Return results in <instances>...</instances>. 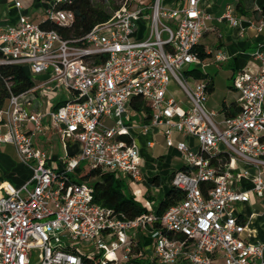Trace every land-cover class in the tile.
<instances>
[{
    "label": "built area",
    "instance_id": "1",
    "mask_svg": "<svg viewBox=\"0 0 264 264\" xmlns=\"http://www.w3.org/2000/svg\"><path fill=\"white\" fill-rule=\"evenodd\" d=\"M13 1L21 9V1ZM70 1L51 0L46 18L71 24V11L55 9ZM176 1L124 0L106 21L74 40L41 28L27 14L0 24V64L46 75L24 93H11L0 108V143L12 144L31 170L19 186L0 183V264H135L139 231L147 233L157 264H264V243L243 237L245 223L235 206L250 202L251 193L264 197V17L251 23L262 35L252 54L256 68L235 74L238 111L228 116L206 108L209 83L194 75L205 66L198 46L210 29L211 15L200 5L208 0ZM220 19L243 31L231 9ZM140 23L143 35L134 37ZM78 40L84 44H74ZM226 59L225 52L214 53L216 62ZM172 80L184 100L171 95ZM38 90L69 95L40 112L34 109ZM134 96L150 107L143 131L161 129L165 146L184 160L171 175L172 187L184 197L161 215L148 210L127 219L96 203L91 184L73 181L69 172L86 160L91 168L141 178L132 124L124 121ZM45 127L80 144V153L59 169L35 144Z\"/></svg>",
    "mask_w": 264,
    "mask_h": 264
},
{
    "label": "crops",
    "instance_id": "2",
    "mask_svg": "<svg viewBox=\"0 0 264 264\" xmlns=\"http://www.w3.org/2000/svg\"><path fill=\"white\" fill-rule=\"evenodd\" d=\"M22 7L18 9L14 5L13 0H0V24L16 23L19 14H27L30 21L34 23H39L46 18L45 11L51 5V0H20ZM170 5L178 4L176 0H164ZM201 6L205 7L211 15V19L207 21L210 29L203 35L200 40V45L207 56L202 59L205 67L212 65H217L218 63H225L226 66L230 68L232 74L230 75L229 87L233 88V78L235 74L242 69L254 70L256 68V61L252 54L257 49L260 41L262 40V35L259 34L256 29L251 25V23L258 20L257 14L262 7H264V0H208L202 1ZM231 9L240 20L243 27V31L240 32L239 28L229 25L220 17L225 10ZM211 37L213 39L211 40ZM206 40L210 42L205 43ZM217 50H221L226 53L227 59L221 62H216L214 60V53ZM199 70V69H198ZM202 72V71H201ZM207 75L206 78L211 80L209 87V94L213 90V78L207 72H202ZM46 75H37L34 77L36 83L43 81ZM169 90V88H168ZM39 91V90H38ZM170 91V90H169ZM42 92H40L41 94ZM45 93L44 101L38 99V106L34 107L35 110L44 112L46 109L54 107L57 103L63 101L68 97V92L61 90L59 92L49 91ZM171 93V92H170ZM172 95V94H171ZM173 96V95H172ZM209 96V95H208ZM236 97L227 101L225 98L222 100L226 107H231L235 104ZM222 104L220 110L222 108ZM219 110V111H220ZM47 122V119L44 120ZM112 124L111 121H107ZM127 122L131 123L130 134L135 140L139 148L140 155V167L142 176L139 180H134L135 182H144L146 184L144 197L149 200V205H143L147 210L154 211L165 196V194L172 187L171 185V175L172 173L183 167L184 160L181 155L171 147H166L164 143V136L161 129L149 128L147 131H143L142 127L147 122L143 121V116L128 106V119ZM55 130L51 127H45L42 134L35 138V144L42 149L46 150L49 155V165L53 168L59 169L63 164L64 160H58L56 164L51 162L52 154L51 150L47 149L40 141L42 138L48 136L49 131ZM63 140L64 146V157L69 159L77 156L80 153V144L72 139L66 138L57 130H55ZM177 138H182L180 135H176ZM189 145H194V140L191 137H187ZM3 158L8 159L5 153H0ZM178 157L182 160V163L178 168L172 167L173 159ZM17 158V157H16ZM55 158V157H54ZM19 160V159H18ZM21 162V161H20ZM31 176V170H30ZM29 176V177H30ZM23 178L19 180V185L23 184L27 179ZM157 177L159 184H150L148 178ZM2 177H0L1 179ZM123 180L131 179L122 175ZM8 182L5 179H1V182ZM166 183L164 184V182ZM9 183V182H8ZM12 185V184H11ZM16 185V186H19ZM254 203L252 200L246 203H237L236 212L237 217L243 219L245 223V231L243 237L247 238L253 242L264 243V197L256 198L254 197ZM240 222L241 219H238ZM134 240L136 242L135 250L133 251L132 259L142 258L144 260L150 261L154 255V249H151L150 239L146 232L139 231L134 234ZM186 264V263H178Z\"/></svg>",
    "mask_w": 264,
    "mask_h": 264
},
{
    "label": "trees",
    "instance_id": "3",
    "mask_svg": "<svg viewBox=\"0 0 264 264\" xmlns=\"http://www.w3.org/2000/svg\"><path fill=\"white\" fill-rule=\"evenodd\" d=\"M124 0H71L70 2H61L55 5V9H66L72 12L73 21L71 24L62 25L49 18L40 21L38 25L44 29H54L64 39H79L89 32L96 24L106 21L110 15L116 11ZM106 5V6H105ZM108 7V8H107ZM264 17V7L260 9L257 18ZM74 44H84L82 40L74 42ZM198 52L201 59L207 54L203 51L201 45L198 46ZM102 56V55H101ZM104 58V56H102ZM196 78L204 79L206 74L200 70L194 72ZM211 83V80H208ZM36 84L34 78L28 75L26 67L19 64L2 63L0 64V108H2L8 98L12 94H21L32 88ZM211 91V88L209 87ZM60 104L57 103L53 108ZM129 106L143 116L144 122H149L151 118L150 107L140 96H134L129 102ZM225 115L233 116L238 109L235 105L226 107L223 103L220 110ZM75 182L90 181L93 189V200L109 209L119 216L127 219H133L139 215L146 213L148 210L133 194L124 190V180L113 173L102 171L100 168H89L84 174H80L79 165L75 168ZM70 176V175H69ZM70 178H72L70 176ZM150 184H159L157 177L148 178ZM184 193L174 187H171L160 200L154 212L161 215L169 206L183 199ZM243 222L241 217H238ZM135 250V249H134ZM84 260L87 261L85 258ZM135 264H157L154 258L150 261L142 258L132 259Z\"/></svg>",
    "mask_w": 264,
    "mask_h": 264
},
{
    "label": "rangeland",
    "instance_id": "4",
    "mask_svg": "<svg viewBox=\"0 0 264 264\" xmlns=\"http://www.w3.org/2000/svg\"><path fill=\"white\" fill-rule=\"evenodd\" d=\"M99 0H94L95 3H98ZM106 6V5H105ZM108 8V7H107ZM142 24L140 23V31L139 34L136 32L133 36L134 37H142L143 30H142ZM163 36H165V33H162ZM213 37H211V40ZM210 42L209 40H206L205 43ZM200 71L207 72L209 75L213 78V90L209 94L207 102H206V108L208 110H215L219 111L222 100L225 98L227 101H230L231 99H234L236 97V91L229 87V84L231 82L230 75L232 74V71L228 66L225 65V63H218L217 65H212L209 67H200ZM26 71L28 75H30L32 78L35 77V75L26 68ZM171 94L175 99H181L184 100V94L181 91V89L176 85V83L172 80L169 83L168 86ZM35 95L39 98L40 101H44L45 93L40 94V91H37ZM126 122L127 119H124ZM44 146H46L47 149L51 150L54 157H52L51 162L53 164H56L58 160H64L66 161L67 158L64 157V150H63V140L61 139V136L55 131L51 130L49 131L48 136L44 137L40 141ZM0 153H5L7 156V160L3 158V156L0 155V177L8 181L13 186L19 185V180H22L23 178H27L30 176V169L27 165L20 162L18 160L17 154L15 152L14 146L10 143H0ZM17 157V158H16ZM182 163V160L178 157H175L173 159L172 164H170L174 168H178L180 164ZM32 165V162L29 163ZM80 167V174H84L88 171L90 168L88 165V162L86 160H82L79 163ZM76 172L72 171L69 172V175L73 179L75 177ZM1 178V179H2ZM0 179V181H1ZM89 182L90 181H86ZM166 181L164 182V184ZM146 184L144 182H135L134 180H124V190L127 193L133 194L134 198L139 201L142 205L148 206L149 200L144 197ZM251 199L252 203H254V195L251 193ZM76 245L79 247L80 251L82 253H90V250L87 248H84L80 246L78 243ZM150 247L153 250V244L150 242ZM118 257L120 258V254L118 253ZM133 257V256H132ZM124 262V260H122Z\"/></svg>",
    "mask_w": 264,
    "mask_h": 264
}]
</instances>
